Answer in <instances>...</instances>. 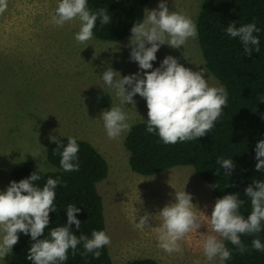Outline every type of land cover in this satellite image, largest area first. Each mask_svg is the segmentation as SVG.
<instances>
[{
	"label": "rangeland",
	"instance_id": "1",
	"mask_svg": "<svg viewBox=\"0 0 264 264\" xmlns=\"http://www.w3.org/2000/svg\"><path fill=\"white\" fill-rule=\"evenodd\" d=\"M203 1L165 0L169 11L182 12L195 23ZM59 2L7 0V9L0 14V192L10 186L12 170L20 162L31 161L43 171H53L47 160V148L53 142L50 137H74L92 144L109 167L98 192L113 264L137 259L159 264H225L219 258L210 261L205 257L200 235L207 234L205 225L179 242L182 254H169L158 247V213L175 202V192L190 194L193 210L204 219L214 207L212 191L191 167L169 169L153 177L131 170L124 145L128 131L109 139L100 117L111 106H120L131 126L148 118L144 98L137 94L134 105H121L102 80L108 67L117 72V80L138 72L143 75L138 63L130 60L132 34L119 42L99 41L93 35L88 42L78 43L74 38L80 28L78 18L62 27L52 22ZM160 2L149 0L145 10L158 9ZM169 55L193 71L203 70L209 86H222L205 67L198 38H190L179 49L161 45L148 71L160 67ZM125 88L131 90L128 85ZM145 214H150L149 225L136 228ZM8 255L0 258V264H7Z\"/></svg>",
	"mask_w": 264,
	"mask_h": 264
},
{
	"label": "clouds",
	"instance_id": "2",
	"mask_svg": "<svg viewBox=\"0 0 264 264\" xmlns=\"http://www.w3.org/2000/svg\"><path fill=\"white\" fill-rule=\"evenodd\" d=\"M7 6V0H0V14L6 11ZM77 18L80 28L74 38L78 43H86L93 38V29L98 19L101 25L111 23L108 9L100 8L92 12L87 6V0H60L52 22L55 26L62 27ZM225 31L230 37L239 38L246 56H250L253 50L259 52L260 41L254 33L260 30L254 22L239 27L232 22ZM131 33L130 60L138 63L143 75L138 72L120 76L117 80V72L108 67L102 74L104 84L114 91L121 105H134L133 97L137 94L144 98L148 110L146 130L150 134H157L164 144L197 140L205 136L213 129L222 109L227 105L226 90L222 86H209L203 70L193 71L181 65L171 55L164 58L160 67L148 71L153 69L152 62L157 59L156 53L161 45L179 49L190 38L196 39V23L182 12L169 11L165 0H161L158 9L145 10L143 20L135 23ZM125 85L131 90H127ZM100 119L109 139H117L131 129L128 122L130 117L120 106L104 110ZM50 139L57 144L53 152L60 153L61 168L65 172L78 171L79 164L76 161L79 145L76 138L68 137L66 146L56 137ZM255 152V169L260 171L264 169V140L257 143ZM216 163L225 170L227 176L234 168L231 159L218 157ZM216 174L218 175V170ZM40 179L36 171L19 182H10L6 191L0 192V258L11 253L13 246L18 243V233H30L33 243L27 253V260L32 264H62L68 259L69 250L71 249L72 255H76L78 245L81 244L84 249L81 255L92 253L95 259H99L102 254L100 249L110 245L111 239L102 230H93L91 238L73 234L71 225L80 229L81 221L75 215L80 209L72 204L66 210L67 225L54 227L48 238L39 239L50 223V212L56 211L54 189L60 185L58 179L48 178L40 188L34 185ZM245 195L251 203V212L247 218L239 211L245 200L240 199L238 194H228L216 200L210 217L203 214L202 219L193 210L195 206L191 195L185 190L176 191L175 202L167 204L158 213L160 223L155 227L158 247L169 254H182L179 242L190 234L197 233V229L205 225L207 234L200 235L204 237L202 249L208 260L231 259L232 253L225 246V240L236 246L241 254L245 253L248 249L242 243L241 236L255 235L262 230L264 181L253 180L245 189ZM149 219L150 214L141 216L135 227L145 228L149 225ZM252 248L264 251V244L258 238L253 239Z\"/></svg>",
	"mask_w": 264,
	"mask_h": 264
},
{
	"label": "trees",
	"instance_id": "3",
	"mask_svg": "<svg viewBox=\"0 0 264 264\" xmlns=\"http://www.w3.org/2000/svg\"><path fill=\"white\" fill-rule=\"evenodd\" d=\"M148 2L87 0L89 10L95 12L105 8L111 17V23L106 25H101L98 19L93 35L104 42H119L128 38L135 23L143 20ZM232 22L236 27L253 22L256 24L260 30L254 33L260 41L259 52L253 50L250 56H246L239 38L230 37L225 31ZM196 25L205 67L226 90L227 105L213 129L197 140L164 144L157 134L147 132V122L134 123L124 141L129 152V165L134 173L144 177H153L177 167H191L211 189L214 204L218 198L228 194H238L240 199L245 200L239 211L247 218L251 203L245 189L253 180L264 181V169H255V148L260 140H264V0H204ZM58 140L67 145L68 138ZM77 143L78 171L65 172L61 168V155L53 152L57 147L54 142L47 148V160L54 166L53 171H43L31 161L20 162L12 170L11 182L26 179L36 171L41 179L34 182L35 186L42 188L48 178L60 181V185L54 189L56 211L50 212V223L39 239L48 238L52 228L67 225L66 210L69 204L80 209L75 215L81 221V227L77 229L71 225L73 234L91 238L93 230L106 231L103 199L98 192V184L108 176L109 167L92 144L82 140H77ZM218 157L233 161L234 168L229 176L216 163ZM18 236V243L8 255L7 264H32L27 260L33 243L30 233H19ZM257 238L264 244V222L260 233L241 236L242 243L248 249L243 254L225 240V246L232 255L224 263L264 264V251L252 248V240ZM83 251L82 244L78 245L76 255H72L70 249L68 259L62 264H113L107 245L100 249L102 254L99 259H95L92 253L83 256ZM128 264L159 263L153 259H137Z\"/></svg>",
	"mask_w": 264,
	"mask_h": 264
}]
</instances>
